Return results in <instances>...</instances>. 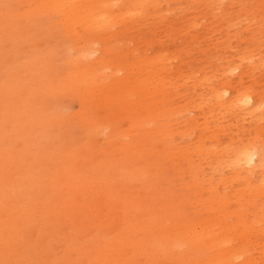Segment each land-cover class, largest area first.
<instances>
[{
    "label": "bare ground",
    "instance_id": "1",
    "mask_svg": "<svg viewBox=\"0 0 264 264\" xmlns=\"http://www.w3.org/2000/svg\"><path fill=\"white\" fill-rule=\"evenodd\" d=\"M16 1L18 9L6 11L2 4L10 0H0V28L4 26L16 41L23 40L16 51L28 49L33 59L20 61L19 70L7 68L6 80L0 82V95L5 94L0 99V264H71L76 255L86 258L90 248L91 241L77 240L89 226L84 216L94 213L85 196L90 182L81 171L84 155L71 146L53 149L57 114L38 101V92L54 96L58 91L67 99L74 98L75 93L84 102L83 116L96 106L106 109L103 117L87 119L90 135L82 149L90 150L94 139L103 134L102 128L108 126L112 131L108 146L118 150L113 163L123 162L121 148H133L140 154L141 162L130 173L132 182L140 183L146 170L159 180L165 177L177 182L174 190L180 206L197 205V211L187 217L193 228L187 229L172 210L174 202L152 205L145 196L146 206L157 211L153 226L165 243L163 256L183 264H264V79L260 75L255 83L249 76V71L261 73L259 68L264 67V59L254 62L263 54L256 47L259 36L264 37V0H226L232 12L217 19L210 16L211 12L217 11L224 0ZM167 13L174 17L173 23L167 18L172 25H184L179 31L188 38L177 46L166 39L163 42L160 36L155 35L158 40L152 41L146 38L157 26L156 31L167 38L172 25L159 20ZM42 18L64 27V40L71 43V48L55 38L51 49H42L26 36ZM212 18L232 28L243 25L248 41L241 50L224 46L218 39L210 44L208 38L217 29L209 28L212 23L203 31L197 27L204 23L202 19ZM132 29L144 35L126 54L117 57L111 45ZM97 35L106 38L101 40ZM259 48L264 52V40ZM67 52L74 55L63 79L51 60ZM215 75L220 78L210 82ZM134 90L140 96L138 105L129 99ZM96 93L98 105L92 108L90 98ZM20 100L27 105H21ZM117 110L123 122H130L128 125L111 124L112 112ZM189 113L196 115L192 124L189 120L179 127L170 124L173 115ZM148 123L157 127L151 134ZM192 133L195 140L187 144L183 140ZM35 135L41 136L43 147L34 142ZM156 135H163L164 141L176 145L180 152L177 158L166 156L168 173L161 163L147 158V148L155 144ZM8 138L15 143L8 146ZM35 144L36 153L28 159L21 155ZM183 154L192 159V169L181 166L178 180V171L170 170V165H182ZM57 155L62 161L58 162ZM95 160L101 178L112 183L107 162ZM45 162L56 165L53 178L44 171ZM224 170L229 171L227 178L222 176ZM228 183L235 186L224 195L220 188ZM110 190L115 197L122 192L116 185ZM130 198L126 196L123 201ZM230 218L234 223L227 221ZM61 220H66L71 229L63 232ZM21 221L25 226H19ZM150 226L146 219L142 223L139 218H129L126 233L108 248L103 245L101 257L92 264H141L146 255L154 256L153 243L147 237ZM38 229L41 232L36 235ZM190 232L197 235V241L192 240ZM53 244H63L64 250L50 260L43 252ZM179 248L187 249L184 256L178 253ZM204 249L214 255L203 258Z\"/></svg>",
    "mask_w": 264,
    "mask_h": 264
},
{
    "label": "rangeland",
    "instance_id": "2",
    "mask_svg": "<svg viewBox=\"0 0 264 264\" xmlns=\"http://www.w3.org/2000/svg\"><path fill=\"white\" fill-rule=\"evenodd\" d=\"M2 8L6 11L10 10H17V1L16 0H10V2L5 5L2 4ZM188 8V7H187ZM231 13V6L228 1L224 0L219 9L215 12H211L210 16H213L215 19L218 18L219 15H222L224 13ZM166 18H161L159 20H164V24H171V22L174 21V17L167 13L165 14ZM48 17V16H46ZM173 17V19H172ZM171 21H169L168 19ZM212 18V20H206L202 19L204 23L202 24L199 22L200 27L198 26L200 30L203 31V27L207 26L208 23H212L211 27L209 28L215 30L217 29V33L215 35L211 36V39L208 38L210 41V44L212 43V40L215 42L217 39L219 42L225 46L230 45L233 48H236V50H241L244 43L248 41L247 36L244 35V29L242 28V24L238 25L237 27H230L228 24L225 23H217L215 22V19ZM166 19V20H165ZM242 20V18L239 20V22ZM168 21V22H167ZM207 21V23H206ZM3 22V21H2ZM214 23H217L214 24ZM6 27H9V22L4 23ZM172 25V24H171ZM219 25V26H218ZM184 26V25H183ZM183 26H175L172 25L171 30H168L167 32V38H162L161 34H159L154 28L152 31H150L147 35V39L150 41L159 38L164 41H168L171 44H175L176 46L182 42V40L188 39L182 31L180 32V28ZM225 26V27H224ZM177 27V28H176ZM202 27V28H201ZM220 27V28H219ZM228 27V28H227ZM175 29V30H173ZM236 29V30H235ZM238 29V30H237ZM224 30V31H223ZM227 30V31H225ZM233 30V31H232ZM156 31V34H155ZM178 33L176 34V32ZM221 31V32H220ZM243 31V32H242ZM171 32V33H170ZM219 32V33H218ZM151 33H154L151 34ZM173 33V35H172ZM225 33V34H222ZM243 33V34H242ZM178 34L179 37H178ZM219 34V36H218ZM144 35L142 31H136L135 29H132L130 32L124 34L122 37L117 38V40L114 42V44L111 45L110 50L117 55V57L123 56L127 53L128 49L136 43V39ZM156 35V37H155ZM26 36L30 39H33L37 42L38 46L40 44L42 49H51L54 46L55 38L60 40L66 44L67 48H71V43L69 41H66V31L64 30L63 26H57V24L52 19L48 18H42L41 21L38 23L35 22L34 27L32 29L27 30ZM63 36V37H62ZM183 36V37H181ZM226 36V37H225ZM231 36H233L231 38ZM236 36V37H234ZM242 36V37H241ZM155 37V38H153ZM178 37V38H175ZM229 37V38H227ZM17 37H13L9 33H7L4 30V26L0 28V53L2 55V58L0 59V82H3L6 80V74H7V68H12L13 70L17 69L19 70V62H30L33 58V54L30 53L28 49H25L22 52L16 51L17 48L22 46L23 40L20 38L18 41L15 40ZM97 38L104 40L106 38L105 35H97ZM155 39V40H158ZM166 39V40H165ZM224 39V40H223ZM232 39V40H231ZM264 37L261 35L259 36L258 40L260 43L257 45L256 50L260 53L262 56L257 57V59L254 61H258L259 58L264 59V52L262 49L260 50V45L263 44ZM180 41V42H179ZM236 41V42H235ZM167 42V44H169ZM227 42V43H226ZM230 42V43H229ZM177 43V44H176ZM226 43V44H225ZM204 46V45H203ZM99 47V46H95ZM170 47V46H168ZM241 47V48H238ZM257 54L259 55V53ZM74 55L73 52H67L65 55L64 53L53 56L51 62L54 65V68L57 71V75L60 78L64 79V73L70 70L69 67V59ZM2 61V63H1ZM252 63H250L248 66H251ZM248 66L247 69L249 68ZM250 69V68H249ZM261 73L259 71H252L253 73H250L249 76L252 78V80L256 82L259 81V76L263 77L264 79V67H260ZM258 73V74H257ZM218 76V75H217ZM215 75L213 77L214 79L210 82H214L218 77ZM253 76H255L253 78ZM220 78V77H219ZM259 78V79H258ZM136 81H138V77L135 76ZM212 79V78H211ZM33 88L34 85H31ZM180 91L183 92L184 88H180ZM78 94V93H77ZM5 96V94L0 95V99H2ZM129 99L138 105L140 101V96H138L137 91H132V94L130 95ZM99 95L98 93L94 94L90 101L92 102V108L94 105H98ZM38 101L42 103V105L47 106L51 110L54 111V113L57 114V122H56V128L57 131L55 133L54 138V145L53 149H61L65 148L66 146L72 147L74 149H77L81 151V153L84 155L83 161L81 164V171L86 175L87 180L90 182V186L88 190L85 193L87 203L90 204L91 209L94 211L92 215L84 216L85 219L88 221V228L84 233L80 234V238L77 239V237H74L76 240H80V243H82L84 240L91 241L90 248L88 250V253L86 255V258H80L77 255L74 259L71 260V264H92L94 261H97L101 257V248L103 245L108 246L112 244L115 241H118L127 231L129 226V218L134 219L135 221L139 218L143 221L146 219L148 221V226H150L147 229V237L149 242L153 243L152 249L155 251V255L153 256H147L145 261L141 264H183V262H179L174 260V258H169V256L165 257L163 255H166L165 251V243L161 241V234L159 232V229L157 227L153 226V222L157 218V211L153 207L146 206V201L144 200L145 196H147V199L150 204L152 205H158L161 202H174V208L172 209L174 212L178 214V217L183 220L184 225L187 227V229L193 228L190 226V222L188 221V216L190 214H193L197 211V205L194 204H188L187 206H180L179 203V197H176L175 193V186L177 184L169 182L165 177L159 180L154 174H149L146 170L143 171V178L140 183H134L131 180L130 173L136 169L138 164L141 162V158H139V153L137 150L131 149H123L119 151L120 154L123 157V162L121 164H117V162H112L114 160V157L116 156V153L118 150H112V148H109L108 142L110 139L111 129L106 126L105 128H102L103 134L100 136H97L94 139L93 146H91L90 150H84L82 149L83 146L87 142L88 135H90V131L88 127H86V121L87 119L94 117V119L100 118V115L103 117L106 113V109H104V106H96L95 110L92 109V111L86 115L83 116L81 114V110L84 107V102H82L77 95L74 93V98L67 99L62 93L59 91L56 92L54 96H48L42 92H38ZM19 103L21 105H27L24 100H20ZM103 107V108H102ZM108 114V112H107ZM196 118V115L194 113H189L186 116H181L178 114L173 115L171 119V123L177 127H179L184 121L189 120V122L192 124V121H194ZM231 119V118H230ZM229 121V120H228ZM130 122H123L120 112L113 111L111 115V124H125L128 125ZM154 124L148 123V132L151 134L152 130L156 129ZM156 133V132H154ZM195 134L192 133V135L187 136L183 141H186L187 144L193 143L195 140ZM164 136H155V144L151 143V146L147 148V151H150L147 155V158L149 161L152 162H158L161 163L165 168L166 172V164L165 159L168 154H171L173 156H176V158L180 155L179 150L177 149L176 145H172L170 141H164ZM34 142H38V147H43L44 142L40 135L34 136ZM124 142H129L130 139H123ZM15 143V140L8 138L6 140V144L8 146H11ZM124 144H122L123 146ZM37 145H33L27 150L26 152H22L21 155L25 158H29L31 155L36 153ZM184 155V154H183ZM192 155V154H191ZM58 162L62 161L61 157L57 155ZM95 159L98 161H106V170L111 174L113 177V182L109 183L105 181L101 176L99 175V170H96L95 167ZM181 166H187L188 168L192 169V159L190 156L184 155L183 164H171L170 170L174 169L177 172L178 180L180 178L179 175V169H181ZM56 165H53L51 162H45L43 165V169L45 172H47L52 178L55 175V172H57V168H55ZM229 175L228 170H224L222 173V176L224 178H227ZM116 185L119 188H122V192L118 194L117 197L114 196V194L111 192L110 187ZM222 184H220V187ZM233 186L235 184L228 183L227 185L221 187L220 189L223 190V194L227 195L233 190ZM109 196L107 197V194ZM126 196H131V198L125 203L123 199ZM163 199V200H162ZM130 204V206H128ZM233 210H236V206H232ZM136 212V213H135ZM43 217H40L39 220H42ZM116 218V220H115ZM108 221V227L104 228V222ZM45 221V220H43ZM229 223H234V220L232 218L227 220ZM61 230L63 232H67L68 226L66 220H61ZM170 225H172V222H168ZM19 226H25L24 221L19 222ZM41 227H43V224H41ZM217 228V227H216ZM215 228V229H216ZM71 229V228H70ZM124 232L123 234L121 232ZM41 232V229L35 230V234L39 235ZM190 237H192L193 241H197L198 237L197 235H193V232H190ZM143 244L141 243V240L139 242V248H141ZM64 250L63 244H53L49 248L45 249L43 254L44 257H49L50 260L56 257L57 254L61 253ZM187 252L186 248H179L178 253L182 256ZM214 255L213 251L205 250L202 255L203 258H208L209 256ZM153 257L155 260H151L150 258ZM76 261V262H75ZM240 262V260L238 261ZM123 264V263H122Z\"/></svg>",
    "mask_w": 264,
    "mask_h": 264
}]
</instances>
